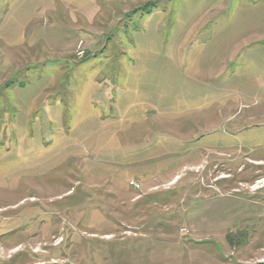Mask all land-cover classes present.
Instances as JSON below:
<instances>
[{
    "label": "rangeland",
    "instance_id": "1",
    "mask_svg": "<svg viewBox=\"0 0 264 264\" xmlns=\"http://www.w3.org/2000/svg\"><path fill=\"white\" fill-rule=\"evenodd\" d=\"M0 264H264V0H0Z\"/></svg>",
    "mask_w": 264,
    "mask_h": 264
}]
</instances>
